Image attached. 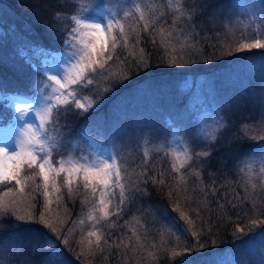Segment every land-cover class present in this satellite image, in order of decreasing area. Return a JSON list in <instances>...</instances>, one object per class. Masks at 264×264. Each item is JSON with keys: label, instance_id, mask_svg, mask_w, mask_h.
Returning <instances> with one entry per match:
<instances>
[{"label": "trees", "instance_id": "trees-1", "mask_svg": "<svg viewBox=\"0 0 264 264\" xmlns=\"http://www.w3.org/2000/svg\"><path fill=\"white\" fill-rule=\"evenodd\" d=\"M242 1L230 0L234 6L243 11ZM257 1L259 3V0ZM84 2L85 0H0V89H2L0 116L4 118L0 120V126L14 123L15 111L12 108L11 98L17 96L31 98L37 95L43 75L39 71H34V68L44 67L49 52L61 48L62 38L48 31L49 26L54 24L53 14L59 11L70 15L74 11L73 5L79 7ZM180 2L190 5L193 0H180ZM172 3L175 6L177 0H172ZM142 6L146 8L151 6L157 14L163 9L168 20L167 24L162 25L164 28L171 30L169 26L175 24L172 42L178 53L184 56V61L177 66L162 63L165 49L157 47L152 42L153 38L157 42L160 40L158 30L153 35L141 31V40L134 51L139 53V48H143L151 66L131 74V80L125 82L127 86L117 85L113 93L103 97L98 110L79 117L74 114L67 115V121L76 131L87 122V136L84 139L74 138L70 145L61 149V154L95 156L97 152L93 142L112 149L113 138L107 133L111 127L122 128L130 135L116 143L122 148V161L127 173L132 172L131 177L137 176L140 165L144 163L143 150L148 149L147 166L154 169L157 174L162 171L166 182H170L168 177L170 158L163 155V151H166L163 148L164 144H171L174 147L176 135L183 136L187 132L186 142H191V149L211 150L210 161L201 171L203 179L194 174L195 171L201 170L199 162L185 175L187 195L190 200L196 202L206 200L208 205L207 209L201 212L205 221L204 231L199 246L193 244L195 250L185 247L186 243L192 241L186 242L182 237L177 240L166 231L167 218L177 215L171 210L172 200L167 195V188L161 190L150 185V197L137 198L132 203L126 202L120 218L111 217L116 223L115 227L109 226L108 222H102V225L98 226L103 228L106 236H111L108 241L110 246L113 241L118 243L122 241L121 247L124 250L122 251L129 258V264H151L147 250L149 243L158 238V233L155 231L156 225H151V220L144 214V211L149 209L152 214L156 213L160 234L167 236L168 247L174 250L173 255H166L162 262L179 264L189 258L201 259L215 243L228 239L235 228L244 223L243 215L238 218L234 210L229 208L228 201L239 197L244 213L247 209L249 212L254 211L251 203L255 201L259 213L264 212V173L260 171V165L254 166L253 177L249 183L248 177L241 171L243 163L233 162L231 157L232 139L240 131L251 137L240 146L242 150L248 151L253 145L264 143L260 140V137L264 136V103L260 100L264 91L255 72L246 73L239 70L240 65L236 68L229 63L216 66L220 51L216 43H211L216 37L214 34L216 27L226 31L225 40L234 44L240 40L241 33L250 35L252 32L250 27H243L248 21L240 14L239 9L223 13L212 9L210 11L215 12L214 17L209 18L205 15L196 18L194 22H188L183 17L174 20L173 12L164 0H145ZM239 21L242 31L235 29ZM224 24H228L229 29H224L222 27ZM62 26L71 27V21L67 16L64 17ZM194 33H199V36H195ZM227 34L230 38H227ZM207 37H211V40H207ZM181 45H184V48L179 52ZM120 51L121 49L118 48L117 53ZM124 55L127 56V50L124 51ZM245 56L248 57V54ZM114 61L112 70H120L119 61H116L115 57ZM211 64L215 65L211 66ZM198 78H201L202 85L194 89L190 86L191 80L194 82ZM253 83L260 84L261 88L257 91L256 87L254 92L250 89ZM105 86L103 79L99 78L94 85L80 89V94L94 100L99 89ZM216 112L224 117L229 131L223 137V129L214 133L218 140L214 142L216 146L211 147L201 139V136L205 128L210 130L216 127ZM52 129L55 131L54 128ZM165 132L168 133L166 141L163 136ZM79 145L85 147L77 149ZM157 147H161L162 151L156 152ZM53 155L55 159L56 154ZM220 161H226L227 167L225 168ZM172 175L177 174L172 173ZM37 180L41 181L39 177ZM252 184L256 187L253 188ZM206 185H215L217 189L215 195L208 193L205 197V194L199 191ZM61 194L64 196L63 202L59 207L55 203L52 205L53 211L48 214V218L59 215L65 221L64 229L72 230L69 236L71 247L66 249L68 264H86L92 260L94 254H88L87 249L81 253L78 242L87 236L90 230L91 222L87 221L86 216L91 208V196L81 189L79 193H74L73 197L69 198L67 190L63 187ZM36 197L38 202L34 206V212L39 214L43 211V197L38 193ZM217 200L219 204L224 205L223 208L217 206ZM139 203L143 204L142 210L137 208ZM195 206L196 204L193 203V207ZM114 210L115 206H111L110 211ZM260 216L264 218V215ZM80 219H85L83 225L78 223ZM159 224H162V227ZM36 227L43 226L36 225ZM200 227L198 223L195 230L199 231ZM208 228L212 231L208 232ZM20 234L22 237L29 235L23 232ZM137 236L140 237L139 242ZM124 245L128 247L125 248ZM102 247L103 251L96 250L98 253L94 258L95 261L102 262L104 256H112L113 250H116V253L119 250L116 248L110 250L108 244L103 242ZM19 251L20 245L7 250L0 246V262L10 264L12 253Z\"/></svg>", "mask_w": 264, "mask_h": 264}, {"label": "snow or ice", "instance_id": "snow-or-ice-1", "mask_svg": "<svg viewBox=\"0 0 264 264\" xmlns=\"http://www.w3.org/2000/svg\"><path fill=\"white\" fill-rule=\"evenodd\" d=\"M164 2L172 10L174 20L183 17L188 22H194L196 18L205 15L209 18L214 17L215 12L210 11L212 9L221 13L239 9L230 0H193L190 5L177 0L175 6L172 0ZM144 3L145 0H85L79 7L73 5L74 11L70 15L59 11L53 14L54 24L49 26L48 31L62 38L61 48L49 52L55 69L50 66L34 68V71H39L45 77L40 95L14 98L12 108L16 112L15 120L24 123L21 124L20 134L15 140H0V246L7 250L20 245V251L12 253L10 264H68L66 249L71 247L69 236L72 230L64 229L65 221L59 215L48 218V214L53 211L52 205L55 203L59 207L64 200L61 194L62 187L67 190L69 198H72L74 193H79L81 189L91 196V208L86 216L87 221L91 222L90 230L87 236L78 242L81 253L85 249L88 254H94L96 250L103 251L102 242L108 244L111 236H106L103 228L98 226H101L102 222H108L109 226L115 227L116 223L111 217L119 219L126 202L132 203L137 198L150 197V185L161 190L168 189L167 195L172 200L171 210L177 213L176 216L167 218L168 234L175 236L177 240L182 237L186 242L192 241L186 243L185 247L188 249L195 250L193 244L199 246L205 223L201 212L207 209L208 205L206 200L205 202L190 200L185 175L199 162L201 170L195 171L194 174L203 179L201 171L204 170L203 166L209 163L212 152L191 149V142H186L187 132L183 136L176 135L174 147L171 144L163 145L166 149L163 155L170 158L168 173L170 182H166L162 171L157 174L154 169L147 166L148 149L143 150L144 163L140 165L135 180L128 177L127 168L122 161V148L116 143L130 135L122 128L111 127L108 131L107 134L113 138L114 146L107 154L98 153L95 156L61 154V149L70 145L74 138L84 139L87 136V122L76 131L67 121V115L74 114L79 117L98 110L103 97L111 93L117 85L127 86L125 82L131 80V74L151 66L143 48H139V53L134 51L141 40V31L153 35L158 30L160 40L157 42L153 38L152 42L157 47L165 49L162 63L177 66L184 61V56L178 53L172 42L175 24L169 26L171 30L164 28L162 25L167 24L168 20L163 9L157 14L151 6L143 7ZM240 14L248 21L244 27H250L252 32L250 35L241 33L237 43L228 45L227 54L262 50L260 66L264 69V0H259V4L256 0H250L245 9L240 10ZM65 16L71 21L70 28L62 26ZM222 27L229 29L228 24ZM194 35L199 36V33ZM206 39L211 40V37ZM232 47L235 48V53L230 50ZM118 48L121 49L120 53H117ZM183 48L184 45H181L179 52H182ZM125 50L127 56L124 55ZM114 57L121 65L118 71L112 70ZM255 67L256 63L253 60L251 64L243 65L240 70L254 71ZM99 78L103 79L106 86L99 89L94 100H88L80 94V89L94 85ZM261 82L264 84V80ZM260 100L264 103V95L260 96ZM29 115L31 120H26ZM216 116V127L210 130L205 128L201 136V139L211 147H215L214 142L218 140L214 133L223 129V137L229 131L224 117L220 116L219 112H216ZM3 119V116H0V120ZM50 128L55 129L57 133L55 136L50 134ZM167 135V132L163 134L165 141ZM250 138L245 132H238L232 139L231 153L233 162L243 163L241 171L248 177L249 183L255 165L259 164L260 171L264 173V143L253 145L248 151L240 147ZM260 140L264 141V136H261ZM155 151L161 152L162 148L157 147ZM220 163L227 167L226 161ZM172 173L177 175L173 176ZM37 177L42 183H36ZM252 187L255 188V184H252ZM199 191L207 197L208 193L215 195L217 189L215 185H206ZM34 193L43 197V211L39 214L32 210L34 204L38 202ZM117 197L119 203L115 204L114 211H110ZM193 203L196 204L195 207ZM216 203L218 207H224L218 200ZM228 205L238 218L244 214L239 197L228 201ZM251 207L254 211L257 210L255 201L251 203ZM261 215H264V212ZM78 223L83 225L85 219H80ZM198 223L201 226L199 231L195 230ZM251 225L252 227L264 225V220L252 219ZM207 231L211 232L212 229L208 228ZM236 231L244 233L245 228L237 226ZM21 232L29 235L22 237ZM139 240L140 237L137 236V242ZM121 243L122 241L120 243L113 241L112 247L119 249ZM124 247L127 248L128 245ZM149 255L154 256V253Z\"/></svg>", "mask_w": 264, "mask_h": 264}, {"label": "rangeland", "instance_id": "rangeland-1", "mask_svg": "<svg viewBox=\"0 0 264 264\" xmlns=\"http://www.w3.org/2000/svg\"><path fill=\"white\" fill-rule=\"evenodd\" d=\"M250 2V0H243L242 1V5H243V10L245 9V7L247 6V4ZM256 3H258V1L256 0ZM241 21V20H240ZM240 21L239 24L235 26L236 31H242V26H240ZM244 27V25H243ZM245 28V27H244ZM226 33V31L224 32L221 29H217L216 27V32L214 33L216 35L215 39L212 40L211 43H216L217 47L220 51V54L217 56L219 61H216V66L218 65H223L225 63H229V64H233L235 65L236 68L239 67V70L241 69V67L245 64H251L253 62V60H255L256 63V67L254 69V71L257 74V80L260 79L264 80V69H261V51L262 50H252V52H244V53H237L235 55H228L227 52L229 51L228 45H234L233 42H228V40L226 41V35L224 34ZM228 35V34H227ZM227 38H230V35H228ZM225 40V41H224ZM233 53H235V48L232 47L230 49ZM248 54V60H243V59H238V57H246L245 55ZM244 55V56H243ZM215 65V64H211ZM52 67L53 70L55 69V64L53 61H51V58L48 57L46 59V64H44V67ZM215 66V67H216ZM214 68V67H213ZM238 70V69H237ZM247 73V71H245ZM249 72V71H248ZM43 81L41 82V86L40 89L43 87L44 83H45V77L42 76L41 78ZM201 78H198L196 81H192L190 83V86L194 89L199 88L202 83L200 84ZM248 85V82H247ZM259 85V86H258ZM261 86L263 87L262 91H264V84H262L261 82ZM260 84H252L250 89L253 90L255 92L256 87H257V91L258 89L261 88ZM249 88V86L247 87ZM246 88V89H247ZM40 89L37 93L36 96L40 95ZM113 93V92H111ZM14 98H11V104L14 103ZM88 100H92L90 98H87ZM101 102V101H100ZM15 111V110H14ZM15 116H16V112H15ZM26 120H31V115H29L28 117L25 118ZM24 121H16L14 119V123H12V125L6 126V127H0V140H15L16 137L20 134L19 133V129L21 124H23ZM49 132L51 135L55 136L57 133L56 131H54L52 128L49 129ZM95 148H96V154L98 153H103V154H107L108 151L110 149L101 146L100 144H97L95 142L92 143ZM77 147V146H76ZM85 147V146H78L77 149H80ZM69 154V152H68ZM66 156V155H65ZM54 158V155H53ZM55 161V159H54ZM128 174V173H127ZM131 173L128 174V177L131 180H135L136 175H133L131 177ZM42 182V181H40ZM40 182L37 180L36 178V183L40 184ZM27 191V190H26ZM34 195H36V193H34ZM119 203V198L117 197V199L114 201L113 206H115V204ZM261 203V202H260ZM36 204V203H35ZM34 204V206H35ZM137 208L139 210H142L143 208V204L139 203L137 205ZM34 211V207L32 209ZM145 216H147V218H149L151 220V225L155 224L156 225V229L155 231L158 233V238L155 240H152L151 243H149V248L147 250V256L149 261L151 262V264H174V262L172 263H168V262H162V259L166 256V255H173L174 250L171 247H168V244L166 242L167 236L164 235L163 233L160 234V230H159V226L157 222V215L152 214L151 210H146L144 211ZM261 213H259V211H248L243 214V218L244 219V223L242 225H238L239 227H244L245 228V232L244 233H238L236 231L237 227L235 228V231H233V233L230 234V236L228 237V239H226L225 241L221 242V243H215L210 250H206V254L201 258V259H193V258H189L185 261L186 262H191V264H241V260L243 262V264H262V260H264V225H257L255 227H252L251 225V220L252 219H261L264 220L263 217L260 216ZM160 227H162V224ZM108 248H110V250H113L114 247H112L109 245L108 243ZM123 247L119 248V250L117 251V253L115 252L116 250H113V255L112 256H104L105 259H103V261H95L94 258L97 257V251L94 253L93 258L91 261H88V263L86 264H129V258L127 257V255H125L123 253ZM121 252V253H120ZM149 253H154V256H150ZM108 257V258H107ZM180 258L182 256H179ZM180 258L178 260H180ZM184 258V256L182 257ZM76 264V263H75ZM181 264V263H179Z\"/></svg>", "mask_w": 264, "mask_h": 264}]
</instances>
